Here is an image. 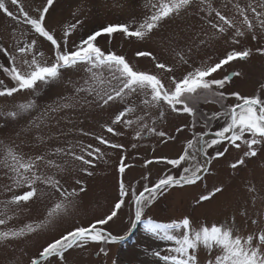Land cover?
I'll use <instances>...</instances> for the list:
<instances>
[{
  "label": "snow or ice",
  "instance_id": "snow-or-ice-1",
  "mask_svg": "<svg viewBox=\"0 0 264 264\" xmlns=\"http://www.w3.org/2000/svg\"><path fill=\"white\" fill-rule=\"evenodd\" d=\"M55 2L45 0L35 10L36 15H30L21 0H10L16 11L9 10L8 0H0V12L17 26H25L23 29H12L9 46H5L3 38H0V53L6 55L9 61L7 65L0 64V72L13 85L7 86L5 80L0 79V97L35 91L38 84L60 80L65 71H82V83L74 86L75 94L66 98V103L50 109L52 113L73 109L81 102L100 108L118 105L110 124L103 125L107 133L121 136L124 133L115 126H122L123 129H132L137 141L152 136L160 138L161 143L175 139L158 129V124L168 115L187 114L193 118L191 127L195 128V118L202 103L216 104L229 97H234L236 102L221 104L222 111L208 117L224 121L218 130L210 134V138H206L209 133L194 132L177 158L161 156L147 159L145 167L163 163L171 168L154 182L150 180V174L144 175L142 179L145 183L140 191L126 185L123 175L130 165L125 163L126 155H121L118 198L112 207L102 216L77 222L58 237L52 236L29 257L28 264H68L66 254L70 250L85 249L91 244H115L122 240L124 237L113 234L107 226L119 218L126 203L131 208L128 216L130 229L142 224L150 237L170 245L159 250H146V254L153 257L154 264H201V251L208 254L205 264H264V228L243 236L234 226V217L230 223L209 224L206 221L194 222L187 215L169 222H158L147 215L148 210L169 190L203 181L210 174L212 161L224 157L230 148L242 152L230 165L232 169L245 165L248 158L257 157L258 151L264 148V83L251 96L239 92L226 94L223 89L241 73L233 71L222 78L215 75L232 62L247 61L252 56L253 49L239 47L241 38L251 35L254 41H264V0H226L223 10L214 6V0H146V13L142 19L102 26L72 47H69V38L82 22L77 20L70 24L62 37L57 38L46 24V17ZM190 13L200 18L202 27L190 38L187 46L189 53L193 48L209 47L213 41L225 37L231 48L215 62L209 57L198 65L190 64L182 51L173 49L179 64L188 66L179 77L173 74V67L159 62L152 52L138 51L136 55L151 57L156 61V69L162 70V75L140 70L125 56L106 51L97 44V38L102 34L112 37L116 33L128 40L143 41L159 31L164 22ZM30 34L49 42L51 58H45L44 52L37 49V38H27ZM255 51L264 55V47H257ZM32 107V102L23 103L8 115L15 118ZM184 127L187 125L176 131L181 132ZM80 132L90 135L82 129ZM94 138L110 149L125 150L123 144L114 143L103 135ZM40 142L43 143V137ZM222 145H226L222 151L216 150L214 155L209 156V149ZM131 147L135 149L137 144L133 143ZM106 155L100 147L79 141L66 142L64 147L41 154L25 153L14 144L0 145V173L6 181L0 184V192L10 194L6 200L0 201L3 205L0 211V245L7 246L27 239L70 215L71 210L78 208V198L86 187L81 179H75L78 188L65 187L61 174L78 171L91 176L93 172L89 169ZM172 169L179 170L178 174ZM223 191L221 186L213 187L206 194H201L195 203L199 206L203 202H211ZM255 191L254 187H249V192ZM46 196L52 199L42 219L23 226H9L10 221L27 210L26 205ZM242 214L247 215V212ZM258 222V219L251 221L252 224ZM99 251L104 256L108 255L105 247H100Z\"/></svg>",
  "mask_w": 264,
  "mask_h": 264
},
{
  "label": "rangeland",
  "instance_id": "rangeland-1",
  "mask_svg": "<svg viewBox=\"0 0 264 264\" xmlns=\"http://www.w3.org/2000/svg\"><path fill=\"white\" fill-rule=\"evenodd\" d=\"M21 2L30 15H36L35 10L40 8L45 0H21ZM225 2L226 0H214V6L223 10ZM145 3L146 0H56L46 17V24L55 32L57 38H60L70 24L80 20L82 23L69 38V47H72L102 26L131 23L142 19L146 13ZM8 7L9 10L16 11L15 6L10 4V0H8ZM16 27L25 28L23 25L17 26L0 12V38H3L5 46L10 45L9 34ZM201 27L200 18L190 13L164 22L160 30L146 40H128L119 33L112 37L102 34L97 38V44L106 51H114L125 56L140 70L162 75V70L156 69V61H153L151 57L136 55L138 51L152 52L159 62L173 67L175 69L173 74L179 77L188 66L179 64L173 49L182 51L190 64L198 65L209 57L215 62L231 48V45L226 43L227 37H225L213 41L209 47H201L198 50L193 48L189 53L187 46L190 38L199 32ZM27 38L30 40L37 37L30 34ZM241 41L239 47L253 49L252 56L247 61L232 62L230 66H225L215 75L217 78H222L228 72H240L241 75L234 77L223 91L226 94L239 92L242 95L251 96L257 93L260 84L264 83V55L255 51L257 47H264V41H254L251 35L241 38ZM37 49L44 52L45 58H51L52 50L49 42L37 38ZM8 62V57L0 53V64L7 65ZM83 75L82 71H65L60 80L38 84L35 91H23L12 97H0V145L14 144L25 153L41 154L51 152L57 147H64L66 142L79 141L83 144L91 143L107 153L103 160L96 161V166L89 169L93 172L91 176L78 171L61 174L62 183L69 189L79 187L75 184V179H81L84 182L86 191L78 198V208L71 210L70 215L49 229L32 234L27 239L14 241L7 246L0 245V264H28L29 257L52 236L58 237L75 223L106 213L118 198V183L121 178L118 173V163L121 155H126L125 163L130 165L123 175L126 185L140 191L145 183L142 179L144 175L150 174V180L154 182L159 175L171 168L163 163H153L145 167L147 159L161 156L177 158L194 132H213L222 126L223 120L208 119L212 113L222 111L221 104L231 105L236 102L234 97H229L216 104L202 103L195 118V128L191 127L193 118L187 114L168 115L158 124L159 130L175 137L167 143H161L160 138L152 136H145L143 140L137 141L134 139L132 129L115 126L124 134L113 136L103 128V125L110 124L111 119L114 118L118 105L100 108L95 104L83 105L81 102L83 106L77 105L73 109H64L55 113L50 111L58 104L66 103V98L75 94L74 86L82 83ZM0 79H4L7 86H13L2 72H0ZM27 102H32L31 109L20 112L15 118L9 117L8 113ZM185 125L187 127H184L183 131H176L177 128ZM81 129L90 135H82ZM96 135H103L114 143L123 144L125 150H114L100 145L94 138ZM41 137H43V143L40 142ZM133 143L137 144L135 149L131 147ZM224 146L226 145L209 149V156L214 155L216 150L222 151ZM241 155V151L230 148L224 157L212 161L210 174L206 175L203 181L197 182L196 185L185 186L190 188L169 190L148 210L147 215L158 222H169L187 215L194 222L206 221L209 224L230 223L234 217V226L243 236L264 228V218H261L264 217V148L258 151L257 157L248 158L245 165L232 169L230 165ZM172 171L178 174L179 170L172 169ZM5 182L0 173V184ZM217 186L223 187L222 194H218L211 202L196 205L195 202L201 194H206ZM249 187H254L256 191L249 192ZM9 195L0 192V201L6 200ZM51 199L46 196L42 200L26 205L27 210L21 212L15 220L10 221L9 226H23L25 223L42 219ZM2 210L3 205H0V211ZM244 212H247V215L242 214ZM130 213L131 208L126 203L119 213V218L107 226L108 230L122 237L128 235ZM253 219H258V224H252ZM168 246H170L168 242L150 237L144 231L143 225L139 224L133 233L115 244H91L85 249L70 250L66 256L68 264H154L153 257L146 254V250H159ZM100 247L107 249V256L100 253ZM207 255L205 251L199 253L201 264H205Z\"/></svg>",
  "mask_w": 264,
  "mask_h": 264
},
{
  "label": "water",
  "instance_id": "water-1",
  "mask_svg": "<svg viewBox=\"0 0 264 264\" xmlns=\"http://www.w3.org/2000/svg\"><path fill=\"white\" fill-rule=\"evenodd\" d=\"M211 133H212V132H210L209 135H210ZM137 226H138V225H137ZM137 226H136V228H137ZM136 228H132V229H130L129 234L133 233V232L135 231ZM129 234H128V235H129Z\"/></svg>",
  "mask_w": 264,
  "mask_h": 264
},
{
  "label": "bare ground",
  "instance_id": "bare-ground-1",
  "mask_svg": "<svg viewBox=\"0 0 264 264\" xmlns=\"http://www.w3.org/2000/svg\"><path fill=\"white\" fill-rule=\"evenodd\" d=\"M184 188H190V187H184Z\"/></svg>",
  "mask_w": 264,
  "mask_h": 264
}]
</instances>
